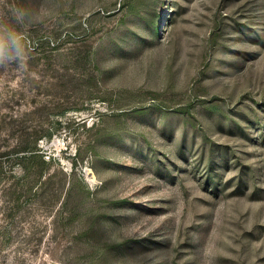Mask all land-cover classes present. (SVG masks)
Segmentation results:
<instances>
[{
	"label": "rangeland",
	"instance_id": "1",
	"mask_svg": "<svg viewBox=\"0 0 264 264\" xmlns=\"http://www.w3.org/2000/svg\"><path fill=\"white\" fill-rule=\"evenodd\" d=\"M0 264H264V0H0Z\"/></svg>",
	"mask_w": 264,
	"mask_h": 264
},
{
	"label": "clouds",
	"instance_id": "2",
	"mask_svg": "<svg viewBox=\"0 0 264 264\" xmlns=\"http://www.w3.org/2000/svg\"><path fill=\"white\" fill-rule=\"evenodd\" d=\"M32 24L31 16L22 7L11 11V19L0 20V70H27L31 50L25 34Z\"/></svg>",
	"mask_w": 264,
	"mask_h": 264
}]
</instances>
